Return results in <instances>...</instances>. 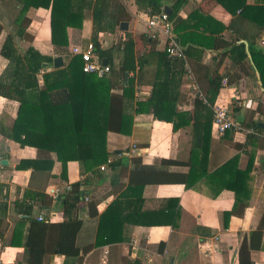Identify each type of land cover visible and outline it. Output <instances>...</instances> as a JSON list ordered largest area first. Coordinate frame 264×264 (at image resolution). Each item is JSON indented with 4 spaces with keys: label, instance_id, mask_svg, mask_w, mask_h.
<instances>
[{
    "label": "crops",
    "instance_id": "obj_1",
    "mask_svg": "<svg viewBox=\"0 0 264 264\" xmlns=\"http://www.w3.org/2000/svg\"><path fill=\"white\" fill-rule=\"evenodd\" d=\"M160 1L163 10L167 7L170 11L169 15L175 12L176 4L180 3L172 21L177 38L189 56L185 74H177L173 84L177 100L172 108L193 111L196 97H201L203 90L209 89L211 78L221 75L222 87L215 103L225 104L237 123L251 126L247 128L243 125L240 130L231 133L232 136L223 137L216 135L212 128L206 159L204 149H196L201 168L194 174L191 184H148L138 202L133 200H137L136 196H125L118 207L117 227L114 232H108L106 226L101 231L99 229L101 216L114 200L123 198L119 195L126 188L127 177L113 183V175L108 173V168L98 169L102 174L98 176L83 172L79 161L71 160L67 164V179L64 178L63 164L56 159L55 151L44 150L36 144L20 143L19 138H25L15 130L20 100L0 95V264H75L72 259L66 260L65 253L46 254V248L42 246H35V256L31 257V262L26 260L25 246L28 241H44L45 224L57 222L62 225L60 234L66 238L63 240H72L68 249L74 253L76 245L80 247L77 250V264H240L243 239L249 234L247 238L250 237V242V233L258 229L264 209V133L261 134V146L255 141L247 143L248 133L258 134L253 128L255 122L264 127V80L253 55L258 54L259 50L264 55V26L261 24L263 16L258 10L248 12L247 17H239L245 3L264 6V0ZM53 2L49 0L46 7H27L25 16L31 21L25 39H17L16 42L22 52L31 46L52 58L37 74L41 88L46 85L44 78L40 82V77L67 67L70 58L75 55L72 53L73 47L86 45L93 33L92 8L87 7L82 21L68 26V45H54L51 29ZM122 2L127 14L120 23L126 21L128 26L123 29L119 24L114 32H100L101 44L103 48H109L132 35L136 39L137 54L143 55L149 50L148 47L152 48L140 38L142 34H150L146 23L149 9L140 7L136 0ZM21 5L20 0H0V77L9 62L1 52L2 46L13 26V20L19 15ZM79 22L82 23L80 26ZM241 43L246 45L245 59V50L239 48ZM251 43L257 49L254 52L249 51ZM153 48L164 50L163 36L158 38ZM110 55L114 57L118 70L122 50L116 48ZM57 56L63 59V65L59 67L54 65ZM153 58L143 69L137 67L124 77L125 85L130 80L134 85V97L125 99L129 118L128 126L125 123V131L108 132V146L112 152L109 159L115 158L117 154L125 155L128 158L127 168L137 161L172 171L188 172L194 156V123H185L174 129L172 121L155 118L151 108L141 103L151 95L158 75L163 76L165 73ZM104 61L107 63L106 59ZM68 74L73 75L70 71ZM224 79H227L226 86L223 85ZM102 81L103 84L96 87V92H99L96 98L99 110H94L100 118L107 114L110 95L124 92L118 71L111 72ZM62 87V84L50 87L43 97V115L36 113L34 116L31 112L28 118H67L52 112L53 105L48 95L60 90V94L55 93L53 98L62 99L65 95ZM89 87H93L92 84ZM166 115L170 117L171 113ZM32 123L36 124L37 121ZM252 151L253 159L250 155ZM236 156L238 169L249 171L251 198L244 213L231 215L226 224L224 212L232 210L236 200L235 191L226 186V180L231 175L229 172L222 173L219 178L213 179L207 174ZM50 157L55 158L51 167L46 164L36 168L26 163L28 160ZM165 159L172 160V163L163 162ZM85 178L89 179L84 188L90 200L85 206L79 207L77 222L66 221L63 203L50 193L51 189ZM174 199H179L177 207H174ZM166 208L169 215L164 219L174 220L172 224L146 225L130 221L148 220L141 214ZM138 210L140 215L135 213ZM92 212H96V215H92ZM40 216L44 219L40 220ZM107 233L118 238L107 242L104 236ZM162 242L164 245H161ZM251 244L242 259L243 264H264V230L260 237L255 233Z\"/></svg>",
    "mask_w": 264,
    "mask_h": 264
},
{
    "label": "trees",
    "instance_id": "obj_2",
    "mask_svg": "<svg viewBox=\"0 0 264 264\" xmlns=\"http://www.w3.org/2000/svg\"><path fill=\"white\" fill-rule=\"evenodd\" d=\"M136 1L140 7L151 9L153 12L163 10L160 0ZM20 2L22 3V7L18 12L19 15L13 20V26L10 28L1 50L2 54L9 62L3 75L0 77V95L20 100L21 106L15 124L16 132H18L20 136H25L24 139L19 138L20 143L22 145L36 144L39 148L44 150L55 151L57 153L56 159L60 160L63 164L62 176L64 178L67 179V164L71 160L79 161L83 172H92L94 175L98 174V176L102 175L98 172V169H100L103 164H108V173L113 175V183L120 181L124 176L127 177L126 188L119 195V197L123 196V198L114 200L102 214L100 219L101 226H99L100 231L106 226L109 228L108 232H114L118 223V207L119 204L122 203L121 201L124 200L125 196H136L137 200H133L134 202H138L146 185L164 183H185L186 185H190L194 174L201 168L196 158V149L199 147L204 149V159H206L208 153L207 142L210 139L209 137L211 135L215 114L213 105L222 87L223 77L221 75H216L211 78L209 89L203 90L204 93L201 97H196L197 101L193 111H177L175 108H172L173 103L177 100L176 88L173 87V84L175 83L176 75L180 74L182 76L185 74V70L189 65L188 51L183 45L185 57L174 58L169 56L165 49L157 50L153 48V45L157 43L158 39L146 33L142 34L140 38L143 43L145 42L152 46V48L148 47L149 50L144 52L143 55L137 54L136 39L132 37V35H128L125 39L118 43H114L109 48H103L100 40V32L116 31L120 21L123 20L124 16L127 14L126 7L122 0H54L53 9L51 11L52 42L54 45L57 47L68 45V26L82 21L85 15V9L87 7L92 8L94 24L91 41L95 46L98 58L99 60H107V64H109L111 68L110 73L115 71L120 73L121 85L124 88V92L122 94L112 93L110 95L107 114L105 117L103 116L100 118L97 112L94 113V110H99V104L96 101V98L99 97V92H96V87L99 88L98 86L103 84L102 80H104L107 75L99 77L95 73L84 72V61L80 54L73 55L67 67L58 68L45 73L43 78L46 87H40L37 74L47 63L52 61V58L41 54L31 46L22 52L16 42L17 39H25L24 36L31 21L28 16H25L27 14V7L30 5L46 7L49 5V0H20ZM179 5L180 3L178 2L175 12L170 14L169 17L171 20L179 9ZM255 10H258L263 16L261 24L264 26V6L248 5L245 3L239 18L243 16L247 17L248 12ZM81 24L82 23L79 22V26ZM240 45L239 48L245 50L243 52V58L245 59L247 56L246 45L245 43H241ZM116 48L122 50V60L118 70L114 64V57L110 55L111 51ZM256 50L257 49L254 48L251 43L249 51L254 52ZM253 55H255V57L253 56L254 62L260 70L262 79L264 80V55L260 50L258 54L255 53ZM151 58L154 59L157 66L165 73L163 76H161V74L158 75L156 81L153 83L151 95L147 101L141 103L144 105L146 103L147 106L151 108V112L155 118H166V120L172 121L174 129L180 128L185 123H194L195 135L192 148L194 149V156L191 158V166L188 172L172 171L167 168L136 163L137 161L132 167L127 168L128 158L125 155L117 154L115 158L109 159L112 152L108 146V132L125 131V123L127 126L129 124L125 99L127 97H134V85L131 80L125 85L124 77L126 73L137 69V67L143 69V67L150 62ZM68 71L72 72L73 75L68 74ZM58 84L63 85L61 89H63L65 95H63L62 99L55 100L53 97L55 93H58L60 90L54 93L51 92V94L49 93L48 95H50L53 105L51 109L53 110L52 112L67 116V118H28L31 112L34 116L36 113L43 115L45 110L43 97L47 95L50 87L55 88ZM91 84L93 87H89ZM60 103H62L63 106H56ZM167 113H171L170 117L166 115ZM33 121H37V123L34 124L32 123ZM243 125L244 124L238 123L237 127L227 130L221 137L229 134L232 136L231 133L240 130ZM244 126L249 128L251 125L246 124ZM253 128L256 129L258 134L248 133L247 143L255 141L261 146V141L263 140L261 134L264 133V127L255 122ZM250 155L251 159H253L254 151L250 152ZM54 159L55 158L52 157L39 158L28 160L26 163L33 164L36 168H40L46 164L51 167L55 162ZM163 162L172 163V160L165 159ZM236 165L237 156L232 160L220 164L217 169L207 174V176L213 179L219 178L222 173L229 172L231 175L228 180H226L228 183L226 186L235 191L236 200L232 210L224 212L226 224L231 215H242L244 213L251 198L252 190L248 183L250 178L249 171L238 169ZM206 170L207 168L203 172ZM88 181L89 179L85 178L70 183V188L59 196V200L63 203V213L66 221H78L79 217L77 216V211L80 206L86 205L84 196L87 192L84 186ZM40 195L42 196L43 194ZM173 202L174 207H177L179 199H174ZM135 213L140 215L139 210L135 211ZM92 215H96V212H92ZM168 215L166 208L156 212L142 213L141 217H148V220L130 219V221L146 225L174 223L172 219H164V217H168ZM45 225L44 229H46V232L44 234V241L38 242L33 239L26 244V260L31 262V257L35 256L33 253L35 246H42L46 248V254L62 252L66 254V260L72 259L75 264H77L79 259L77 250H79L80 247L76 245V251H74V253L71 249H68L72 240H63L66 238L61 237V223H48ZM78 227L81 226L79 225ZM262 230H264V209L258 229L250 233L251 240L255 233L259 234L260 237ZM111 234L112 233H107L104 235L107 238L106 240H108L107 242L118 238L115 235L111 236ZM247 236L250 235H245L239 253L240 264H243L242 259L247 255L249 247L253 244V242L251 244V240L249 242L250 237L247 238ZM246 240H248V243ZM161 245H164V242H162Z\"/></svg>",
    "mask_w": 264,
    "mask_h": 264
},
{
    "label": "built area",
    "instance_id": "obj_3",
    "mask_svg": "<svg viewBox=\"0 0 264 264\" xmlns=\"http://www.w3.org/2000/svg\"><path fill=\"white\" fill-rule=\"evenodd\" d=\"M169 16V13L165 10L153 12L151 9H149L146 19L147 27L150 30V35L152 37L158 39L163 36L164 49L169 56L174 58H183L185 57V53L182 45L177 39L173 21ZM72 53L80 54L82 56L84 61V72L95 73L99 77H102L108 75L111 71L109 64L103 63L101 60H99L92 41H89L84 46H74ZM40 82H43V76L40 77ZM223 85H227V79L223 80ZM213 107L215 114L212 128L216 135L222 136L227 130L238 126V123L230 116L229 109L225 104L214 103ZM100 168L102 170H106L108 168V164H103ZM69 188L70 183L65 184L63 187L52 188L50 193L54 195L55 198H59V196ZM84 200L87 203V201L90 200L89 196L85 195ZM39 219H43V216H40Z\"/></svg>",
    "mask_w": 264,
    "mask_h": 264
},
{
    "label": "water",
    "instance_id": "obj_4",
    "mask_svg": "<svg viewBox=\"0 0 264 264\" xmlns=\"http://www.w3.org/2000/svg\"><path fill=\"white\" fill-rule=\"evenodd\" d=\"M165 10H166V12L170 13V11L168 10L167 7L165 8ZM127 26H128V24H127L126 21H122L120 23V27L123 28V29L127 28ZM104 63H105V61H104ZM54 65H55V67H59V66L63 65V59H62L61 56H57V57L54 58ZM127 75H126V77H127Z\"/></svg>",
    "mask_w": 264,
    "mask_h": 264
}]
</instances>
